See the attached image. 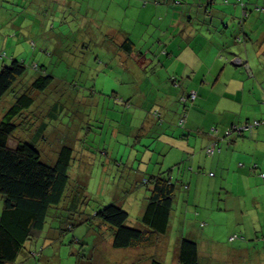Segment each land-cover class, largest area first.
Here are the masks:
<instances>
[{"label":"rangeland","instance_id":"1","mask_svg":"<svg viewBox=\"0 0 264 264\" xmlns=\"http://www.w3.org/2000/svg\"><path fill=\"white\" fill-rule=\"evenodd\" d=\"M204 6H212V14H216H207ZM243 9L247 15L242 19ZM187 14L195 20L190 40L197 47L200 35L222 40L213 25L220 20L217 14L225 15L229 28L223 37L230 40L231 47L237 44L238 52L235 39L243 31L251 40L264 32V0H0V69L13 56L27 65L16 87L0 99V119L19 94L17 87L29 90L37 74L47 70L53 76L52 85L42 93H31L32 107L16 120L29 125L22 124L11 140L32 143L48 163L54 162L63 145L73 150L66 196L49 210L45 229L25 246L16 264H149L153 255L164 264L173 263L177 228L171 229L170 242L162 238L154 246L116 249L112 229L94 214L115 203L128 211L127 224L138 227L148 193L142 179L176 163L169 151L184 129L177 126L182 106L179 98L190 87L185 81L187 59L180 55L173 70L168 58L171 47L186 43L183 33L187 30L179 31L176 25L186 26ZM117 33L135 46L136 52L128 60L114 51ZM227 45L208 48L224 56ZM255 50L253 47L251 63L258 62L264 69V55ZM241 67L252 80L247 64ZM156 115L160 121H155ZM158 115L165 116L164 122ZM259 150L262 152L263 144ZM198 174L200 184H208V177L202 171ZM173 178L177 179L174 173ZM76 185L82 189H78L75 207L70 208ZM202 188L204 201L208 192L206 186ZM241 191L248 198L253 194ZM1 206L0 196V210ZM255 213L264 218L261 210L255 212L248 203L241 212L221 213L226 218L214 214L210 235L222 242L233 231L230 234L235 239L230 242L243 240L241 231L233 228L252 221ZM196 224H201V230L210 221L198 219ZM262 247L260 254L251 249L249 260L239 252L230 258L221 255L219 262L264 264Z\"/></svg>","mask_w":264,"mask_h":264},{"label":"crops","instance_id":"2","mask_svg":"<svg viewBox=\"0 0 264 264\" xmlns=\"http://www.w3.org/2000/svg\"><path fill=\"white\" fill-rule=\"evenodd\" d=\"M194 24L195 20L187 14V25L182 23L176 25L179 31L187 30L183 33L186 43L182 45L180 42L179 45L169 49L171 54L168 58L169 67L172 66L173 70H176V59L180 55L183 59H187L185 81L190 87L187 91L195 92L197 97L186 111L187 118L182 134L174 138L175 142L170 146L169 153L176 158L174 166L178 165L174 172L178 191L169 228L163 237L165 243L170 242L171 229L177 228V233L179 232L174 243L172 264H176L175 252L184 232L198 243L199 264H221L219 261L222 256L230 258L240 252L248 259L251 249L260 254L264 246V218L257 213L246 225L234 226V230L241 231L243 240L230 242L229 238L232 236L230 233L233 232L231 231L227 233L228 238L225 241L218 242L215 236L210 235L212 231L209 230L211 217L214 214L223 216L221 213L235 209L241 212L247 203L255 212L261 210L264 214V178L259 176L260 172L264 174V128L255 129L247 136L231 137L229 140H222L220 135L232 124L264 118V102H261V99L264 101V78L256 77L257 74L264 75V69L258 62L251 63L253 47L256 48L255 52L258 55H264V32L258 34L259 38L255 40L244 35L242 42L238 43L240 45L238 52L237 44L236 47H231L230 40L224 37L222 40H217L213 36L200 35L201 40L196 44L198 47L194 46L190 40L195 32ZM213 25L216 28L219 26L214 22ZM117 35L118 37L114 38L116 47L114 51L121 53L120 57L124 56V60L125 57L128 60V56H133L135 53L128 54L123 51L119 44L127 37L118 33ZM227 42L229 45L224 51V56L219 55L215 48H208L211 45L217 46ZM235 56L248 64L250 74L253 76L252 80H248L247 74L241 72L244 71L243 67L233 66L232 60ZM165 89L166 86L163 90ZM158 100L165 103L163 99ZM182 109L183 107L180 109V114ZM154 119L156 121L158 118ZM167 119L171 120L170 117ZM161 120L164 122V115L161 116ZM172 133L175 134L173 130ZM261 144H263L262 152L259 150ZM212 145L219 150L208 155L205 148ZM201 171L208 177V184H200L201 178L198 173ZM203 186H206L208 192V197L204 201L201 197ZM236 188L237 191L234 192ZM241 189L248 190V193L251 190L253 194L248 198L243 195ZM181 201L183 206L180 205ZM196 204L201 207L195 208ZM188 216L189 222H187ZM206 218L210 224L200 230L203 223L198 225L196 221ZM255 243H258V246H254Z\"/></svg>","mask_w":264,"mask_h":264},{"label":"trees","instance_id":"3","mask_svg":"<svg viewBox=\"0 0 264 264\" xmlns=\"http://www.w3.org/2000/svg\"><path fill=\"white\" fill-rule=\"evenodd\" d=\"M212 3L211 1L209 4ZM244 10H242L244 13L242 19L243 16L247 15V11ZM204 11L209 15H211L210 12H214L212 6H204ZM223 16L225 15L223 14ZM223 16L216 15V18H220L217 23L218 28H214L217 38H223L224 32L228 33L229 25L225 24ZM243 22L241 23L243 24ZM241 23L240 25H242ZM221 25H223L224 31L220 29ZM242 33L243 36L246 34L245 32ZM243 36H239L235 40L238 43L242 42ZM119 47L128 54L136 52L135 46L129 38H125L119 44ZM236 63L240 66L245 64L238 56H235L232 60V64L237 66ZM2 65L0 69V99L16 87L18 80L24 76L27 70L25 62L15 56L11 57L8 64L4 65L3 63ZM38 66L36 64L35 68ZM247 68H249L248 64ZM46 72L47 70L37 74L30 86L32 91L17 87L16 91H19V94L16 95L13 104L1 115L0 119V196L2 198L0 210V264L17 263V258L25 246L39 237L45 229L49 210L58 207L63 202L70 182L69 173L73 160V150L70 146L63 145L58 151L54 162L48 163L43 159V153L41 154L39 149L32 143L11 140L13 134L23 126L22 124L29 125L23 120L16 123V120L25 110L32 107L34 103L32 92L42 93L52 85L53 76ZM248 72H251L250 68ZM192 93L195 92L187 91V94L180 95L179 100L183 109L178 118L177 126L178 124L181 127L185 125L186 111L197 97L195 93V99L191 100ZM180 120H183L182 124L179 123ZM256 120H264V118L246 120L226 127L220 134L222 140L251 134L255 129L262 126L254 128L251 132L240 134L232 132L233 134L226 136V133L236 129L235 127H242ZM207 148H205V151ZM173 166L174 164L165 171L159 170L147 179H142L148 193L138 227H131L127 224V221L130 220L128 211L115 203H110L95 212L94 217L109 225L112 229V246L114 248L149 247L157 245L164 238L163 236L166 235L169 228L174 201L177 197L178 185L177 180L173 178V173L178 165ZM259 176L264 178V174L261 172ZM80 188V185L75 186L70 208L75 207L78 200V189ZM67 213L70 214L69 211ZM175 258L176 264H199L197 241L189 236L181 237L175 252ZM149 264L164 263L158 256L153 255L149 260Z\"/></svg>","mask_w":264,"mask_h":264},{"label":"built area","instance_id":"4","mask_svg":"<svg viewBox=\"0 0 264 264\" xmlns=\"http://www.w3.org/2000/svg\"><path fill=\"white\" fill-rule=\"evenodd\" d=\"M195 97H196L195 93H192L190 96L191 100H194ZM182 122H183V120L179 121L180 124H182ZM259 126H264V120H256V121H253L251 124H245L242 127H235L236 129H233L232 131H228L226 133V136H230L231 134H233L232 132H236L237 134H240L242 132H251V131H253L254 128H257ZM215 150H219V149H216V147L214 145H212L206 149V153L208 155H211L214 153ZM229 239L233 240L235 238L233 236H231Z\"/></svg>","mask_w":264,"mask_h":264},{"label":"flooded vegetation","instance_id":"5","mask_svg":"<svg viewBox=\"0 0 264 264\" xmlns=\"http://www.w3.org/2000/svg\"><path fill=\"white\" fill-rule=\"evenodd\" d=\"M155 118H157V115L155 116ZM159 119V118H158Z\"/></svg>","mask_w":264,"mask_h":264}]
</instances>
